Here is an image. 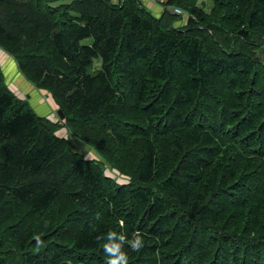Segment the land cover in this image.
Listing matches in <instances>:
<instances>
[{"label":"trees","instance_id":"trees-1","mask_svg":"<svg viewBox=\"0 0 264 264\" xmlns=\"http://www.w3.org/2000/svg\"><path fill=\"white\" fill-rule=\"evenodd\" d=\"M51 2L0 0V48L69 130L0 78V264H106L109 230L143 235L128 264H264V0Z\"/></svg>","mask_w":264,"mask_h":264},{"label":"rangeland","instance_id":"rangeland-1","mask_svg":"<svg viewBox=\"0 0 264 264\" xmlns=\"http://www.w3.org/2000/svg\"><path fill=\"white\" fill-rule=\"evenodd\" d=\"M163 1H165V0H158L155 2L157 4H161ZM51 4L54 5L52 2H51ZM198 4L205 11H208V9L212 5L211 0H197V5ZM181 10H182V15L178 16L179 17L178 19H179V21L184 22L187 14L184 12L183 8ZM175 25H176V23H175ZM17 33L19 34V37L17 38L15 50H18V51L29 50L31 47L32 41H28L29 38L26 37L28 35V33L25 31H19ZM82 43H87V42L83 41ZM22 80L24 83L28 84V86H26V88L22 89L21 91L19 90V88H17V89L11 88L12 92H14V94L17 95V97H19V98L25 97V93H26L25 89L28 90L30 88H34L35 92L40 93L39 98H37V101H35L34 97L30 98L29 100L27 98V100H28L29 104H31V106L33 107L35 112H36V108H38L37 107L38 105H40L41 107L43 106L42 104H45V103L48 105H52L50 103V99L47 96V94H44V92L40 88H37L35 85L29 83L23 75H22ZM48 108H49V106H48ZM51 108L52 109L48 110V111L39 108V110H41V111H38V113H36V114L43 116V117H46L49 121H52L54 123L59 124L60 127L56 130L55 133L59 136L67 137L69 130L66 127V124H65L63 117L59 118L58 115L55 114L56 107L54 105ZM69 148H70V150L77 152L78 154H81L85 158L97 160L98 161L97 163L101 167V169L103 170L104 174L112 177L115 181H122L120 174H116L115 172H113L109 168V166L106 163H104L102 159H100V156L97 154V152L95 150L91 149L90 147H88L87 145L82 143L81 141L77 140L74 137L69 136Z\"/></svg>","mask_w":264,"mask_h":264},{"label":"crops","instance_id":"crops-1","mask_svg":"<svg viewBox=\"0 0 264 264\" xmlns=\"http://www.w3.org/2000/svg\"><path fill=\"white\" fill-rule=\"evenodd\" d=\"M51 1L53 2V4H57V3L59 4L61 2H66L67 0H51ZM111 1L115 2L117 0H111ZM155 1H158V0H155ZM155 1L154 0H141L142 4L146 8H148V10H150L152 14H154L155 17H157L161 13L163 6L161 4H157ZM83 41L89 42V39H85ZM0 78L2 79V82L8 87L10 91H12L11 88H15V89L19 88V90L21 91L22 89L26 88V86H28V84L23 82L22 74L19 72L16 62L14 61L12 56L8 55L1 48H0ZM25 91H26L25 97H27L28 100L34 97L35 101H37V98H39L40 96V93L35 92L34 88H30L28 90L25 89ZM42 105H43L42 107L40 105L37 106L38 108H36V113H38V111H41L39 110V108L47 110V111L52 109L51 108L52 105H48L46 103Z\"/></svg>","mask_w":264,"mask_h":264},{"label":"clouds","instance_id":"clouds-1","mask_svg":"<svg viewBox=\"0 0 264 264\" xmlns=\"http://www.w3.org/2000/svg\"><path fill=\"white\" fill-rule=\"evenodd\" d=\"M120 224L121 227L124 226L123 221ZM96 240L103 241L102 248L107 256L106 264H128V251L138 252L144 245L143 235L140 232L128 238L123 233L109 230L106 234L97 235Z\"/></svg>","mask_w":264,"mask_h":264},{"label":"built area","instance_id":"built-area-1","mask_svg":"<svg viewBox=\"0 0 264 264\" xmlns=\"http://www.w3.org/2000/svg\"><path fill=\"white\" fill-rule=\"evenodd\" d=\"M170 12L173 13L175 16H180L182 15V10L181 8L177 7V6H172L170 8Z\"/></svg>","mask_w":264,"mask_h":264},{"label":"water","instance_id":"water-1","mask_svg":"<svg viewBox=\"0 0 264 264\" xmlns=\"http://www.w3.org/2000/svg\"><path fill=\"white\" fill-rule=\"evenodd\" d=\"M55 114H57L59 118L63 117V114L61 113L60 109H56Z\"/></svg>","mask_w":264,"mask_h":264}]
</instances>
